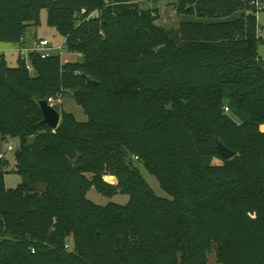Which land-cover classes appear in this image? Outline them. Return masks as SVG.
<instances>
[{
    "label": "trees",
    "instance_id": "16d2710c",
    "mask_svg": "<svg viewBox=\"0 0 264 264\" xmlns=\"http://www.w3.org/2000/svg\"><path fill=\"white\" fill-rule=\"evenodd\" d=\"M143 1L160 0H0V43L22 44L46 11L68 52L81 55L65 66L60 55H32L33 74L0 55V143L18 141L22 178L7 188L10 162L0 160V264H103L89 256L100 238L90 219L118 224L134 212L153 224L161 216L170 236L119 237L112 264L150 254L149 264H208L213 250L218 264H264V0H172L191 20L169 31ZM59 93L86 122L65 114L57 129L43 123L38 101ZM217 141L237 155L225 160ZM132 153L172 199L156 196ZM103 170L130 196L117 211L86 200L80 175Z\"/></svg>",
    "mask_w": 264,
    "mask_h": 264
},
{
    "label": "rangeland",
    "instance_id": "374dc122",
    "mask_svg": "<svg viewBox=\"0 0 264 264\" xmlns=\"http://www.w3.org/2000/svg\"><path fill=\"white\" fill-rule=\"evenodd\" d=\"M170 3H172V0H160L157 4L143 1V3H141V8L150 9L154 12V15L157 16V19L155 21L157 26L165 27L168 31L175 30L180 27L179 25L181 23L191 20V18L178 16L174 8L170 7ZM40 15V24L35 27L31 26L27 29V41L29 43L27 46L33 47L32 44L34 37L37 36L36 38L38 40L43 39L48 41L50 46H53L55 49L64 47L65 39L58 33L57 30L48 26V14L46 13V11H42ZM258 24L263 30L264 39V12H260L258 14ZM258 53L264 61V43L259 46ZM54 54L60 55V61H62V65L64 66L68 63H76L81 59V57H79L77 54L69 53L66 50H64L62 54H60L58 50H55ZM5 58L9 66L15 67L18 65V55L16 56L7 53L5 54ZM52 97L63 98V104L59 108V112L61 114L60 125L62 122V116L65 114H71L76 119V121L80 123H84L87 121L88 117L85 111L76 104V101L72 95L68 94L67 96H65L63 93H59L56 95H52ZM261 131L264 132V126L261 127ZM9 143L14 147L18 146V141L15 139L10 140ZM2 144L3 143H0V149L3 148ZM6 150L7 149H5V151ZM13 154L14 151H7L6 154L8 156L10 164L7 167L8 173L5 178V186L9 189H17L18 186L22 183V178L18 174H16V172H14L16 161ZM131 160H133L135 167L139 169L145 182L150 185L156 196L163 199H172L170 195L167 194V192L162 190L160 183L157 182L156 178L152 174H150L149 171L146 170V168L143 167L142 162L136 154L132 153ZM223 164L224 163L220 158H214L212 161L213 166L223 167ZM80 176L82 179H84V183L82 184L89 185V188L86 192V200L91 202L96 207L101 209L115 207L114 209L117 211L118 207H124L129 204L130 196L123 194L120 190L119 175L116 176L111 172L103 170L98 174L86 172L82 173ZM97 182L105 183L111 186L114 189V194L112 196H107L103 193H100V191H98L97 189V186L95 185L97 184ZM249 217L253 220L256 219L255 214L250 213ZM152 218V215L146 217L141 214L136 215L134 212L129 217L127 216L124 222L118 224L107 218L97 220L96 222L94 221L93 223L92 219H90L91 232L94 235L97 234L100 238H94V240L90 243L92 246L90 247L91 249H88L89 256L91 258L99 259V261L103 264H112L111 261L114 253V243L116 239L121 237V239L123 240L122 244L125 245V242L130 240L131 233L137 231V229L140 230V232L148 239L149 242L152 240L155 233H160L164 238H166V236L168 238L170 236V231L167 230V227L165 226L166 224L163 219H161V216L155 215L154 224L151 221L147 220ZM98 223H101L104 226L100 228V224ZM66 242V248L70 251H73L75 249L74 235L68 237L66 239ZM150 258L151 254L149 256L135 255L132 256L130 261L128 262L129 264H149L147 261ZM154 259L159 260L158 258ZM206 260L208 261V264H218L216 250H213L211 253L206 254Z\"/></svg>",
    "mask_w": 264,
    "mask_h": 264
},
{
    "label": "built area",
    "instance_id": "2783aa9c",
    "mask_svg": "<svg viewBox=\"0 0 264 264\" xmlns=\"http://www.w3.org/2000/svg\"><path fill=\"white\" fill-rule=\"evenodd\" d=\"M100 13L97 12H93L91 15L88 16V20L90 19H96L97 17H99ZM65 46L62 48H58L55 49L53 46H50L49 42L46 40H38L35 39L33 41L32 46L33 47H29L26 45L25 41L23 40L22 44H20L19 46V50H18V55H19V59H22L26 62V69L30 74L34 73V68L32 66V62H31V56L32 55H38L41 59H48L50 58L52 55H54V51L58 50L60 52V54H62V52L64 50L68 51L67 49V45H66V41H65ZM79 57H81V55L78 54ZM47 103L51 108H55L59 111V108L62 106L63 104V98L62 97H52V98H48L47 99ZM228 110V108L226 109ZM5 147L8 151H15L16 147H14L12 144H10L9 142L5 143ZM6 159V156L3 153H0V160Z\"/></svg>",
    "mask_w": 264,
    "mask_h": 264
},
{
    "label": "water",
    "instance_id": "95a60500",
    "mask_svg": "<svg viewBox=\"0 0 264 264\" xmlns=\"http://www.w3.org/2000/svg\"><path fill=\"white\" fill-rule=\"evenodd\" d=\"M87 85L97 86L98 83L96 81L91 80L90 78H87ZM38 106L43 114V123L47 124L52 129H57L60 126V112L55 108H51L47 103V99L38 101ZM217 150H219L220 154L225 160H231L237 155L227 146H224L220 141H217Z\"/></svg>",
    "mask_w": 264,
    "mask_h": 264
},
{
    "label": "crops",
    "instance_id": "0c3cea01",
    "mask_svg": "<svg viewBox=\"0 0 264 264\" xmlns=\"http://www.w3.org/2000/svg\"><path fill=\"white\" fill-rule=\"evenodd\" d=\"M261 36L263 38V30H261ZM37 36L34 37V40L37 39L36 38ZM28 37L26 36L25 38V43L26 45H28ZM33 40V41H34ZM19 45L18 44H11V43H0V55L3 56L5 58V54L9 53L11 55H18V50H19ZM6 59V58H5ZM18 59H19V55H18ZM19 63V62H18ZM13 67V66H11ZM16 67V66H15ZM3 148L0 149V153H3L5 156H6V159H8V156L6 155L7 154V151H5L6 147H5V143L2 144Z\"/></svg>",
    "mask_w": 264,
    "mask_h": 264
}]
</instances>
